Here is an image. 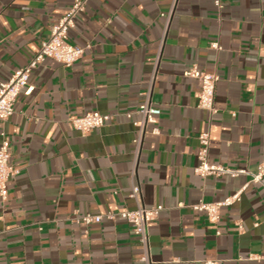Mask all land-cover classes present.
<instances>
[{"label":"crops","instance_id":"obj_1","mask_svg":"<svg viewBox=\"0 0 264 264\" xmlns=\"http://www.w3.org/2000/svg\"><path fill=\"white\" fill-rule=\"evenodd\" d=\"M73 1L0 0V82L30 62ZM70 41L90 47L70 67L46 58L34 91L0 120L19 170L0 197V264H137L142 247L126 220H73L134 208V181L146 206H165L149 226L153 264H264L250 258L264 252L263 185L249 183L218 223L191 206L251 178L197 174L201 132L212 163L256 171L264 161V0H87ZM193 65L220 75L214 115L199 107L201 81L184 73ZM148 90L160 133H146L137 153L123 113ZM95 110L112 118L83 135L72 119Z\"/></svg>","mask_w":264,"mask_h":264},{"label":"built area","instance_id":"obj_2","mask_svg":"<svg viewBox=\"0 0 264 264\" xmlns=\"http://www.w3.org/2000/svg\"><path fill=\"white\" fill-rule=\"evenodd\" d=\"M176 1V0H175ZM215 5L222 7L223 0H213ZM87 0H74L70 8L51 26L50 35L41 43V47L30 62L19 67L14 71L7 81L0 82V120L7 121L16 111L15 104L21 93L30 95L34 91V85L30 82L33 70L46 58H51L57 62L70 67L79 61L90 44L79 45L70 41V32L76 27L77 16L86 8ZM172 11L164 13L169 19ZM214 48H220L218 42L211 44ZM185 75L198 78L201 81V91L199 94V107L206 109L211 115L218 112L216 106V88L220 75L216 72H207L193 65L187 69ZM146 98L137 108L125 111V115L132 121L136 128L137 135L134 139L137 153L143 143L146 133H160L159 123L162 114V108L151 102L150 90L146 93ZM112 118V114L101 111H88L82 116L72 119L73 126L83 135L104 126ZM0 141V197L6 200L9 194L8 182L15 177L19 170L11 162V140L6 130H1ZM200 148L198 151L199 164L195 167V172L203 177L214 176L222 177L230 175L236 177L239 175H250V180L234 193L226 196L224 199L216 202L200 199L192 204V208L202 211L212 223H218L221 219V209L241 200L242 193L249 183H259L264 186V161H262L256 171L248 168H232L220 163L210 161V143L211 134L206 130L199 134ZM133 175L135 172L133 171ZM130 197L134 199L136 206L132 209L122 211H106L104 213H76L73 218L76 222L89 225L102 221L126 220L132 227L134 234L142 247V254L137 264H153L152 246L149 226L151 221L157 219L165 209L163 204L155 206H146L142 199L141 185L134 181L131 186ZM239 229H243L242 221L237 222ZM250 258L253 260H263L264 252L259 254L252 253ZM205 264H218L217 260H207Z\"/></svg>","mask_w":264,"mask_h":264}]
</instances>
